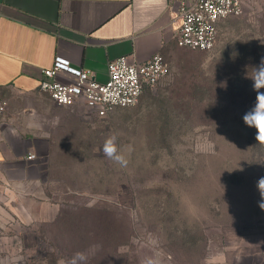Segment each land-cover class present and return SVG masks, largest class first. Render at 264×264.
Listing matches in <instances>:
<instances>
[{
	"label": "rangeland",
	"instance_id": "rangeland-1",
	"mask_svg": "<svg viewBox=\"0 0 264 264\" xmlns=\"http://www.w3.org/2000/svg\"><path fill=\"white\" fill-rule=\"evenodd\" d=\"M262 58L264 0H247L213 50L177 49L136 106L58 147L44 179L0 180V264H264V145L243 121ZM110 135L126 167L97 151Z\"/></svg>",
	"mask_w": 264,
	"mask_h": 264
},
{
	"label": "crops",
	"instance_id": "crops-1",
	"mask_svg": "<svg viewBox=\"0 0 264 264\" xmlns=\"http://www.w3.org/2000/svg\"><path fill=\"white\" fill-rule=\"evenodd\" d=\"M178 29L174 0H0V97L7 103L0 180L44 179L58 147L78 145L102 118L84 104L59 106L40 90L56 57L106 82L119 57L142 63L162 54L169 61L179 49ZM33 113L40 128L27 127Z\"/></svg>",
	"mask_w": 264,
	"mask_h": 264
},
{
	"label": "built area",
	"instance_id": "built-area-1",
	"mask_svg": "<svg viewBox=\"0 0 264 264\" xmlns=\"http://www.w3.org/2000/svg\"><path fill=\"white\" fill-rule=\"evenodd\" d=\"M247 0H174L179 29V48L211 51L219 38L221 24L244 12ZM170 72V63L162 54L145 62L128 56L112 60L106 82L97 81L85 69L73 67L56 57L50 68L43 70L40 90L59 106L86 105L98 117H107L118 108L136 106L144 92L158 85ZM7 103L0 97V119ZM29 155L28 159H34Z\"/></svg>",
	"mask_w": 264,
	"mask_h": 264
},
{
	"label": "clouds",
	"instance_id": "clouds-1",
	"mask_svg": "<svg viewBox=\"0 0 264 264\" xmlns=\"http://www.w3.org/2000/svg\"><path fill=\"white\" fill-rule=\"evenodd\" d=\"M161 2H163V0H161ZM251 79L253 81V90L257 93L256 103L253 109L243 116V121L247 126L254 127L256 129V140L259 144L264 145V92L260 91V89H264V58L261 59L260 64L255 68L254 75ZM27 127H41L38 120L35 118V113H33V117L29 119ZM97 151H102L105 157L122 167H126L128 164V160L118 149L116 135H110L106 138L102 149H97ZM256 187L261 197L258 205L261 210H264V177H260L258 179ZM86 260L87 255L85 253L77 252L67 261V264H84ZM61 264H64V262H61ZM143 264H153V261L147 260L144 261Z\"/></svg>",
	"mask_w": 264,
	"mask_h": 264
}]
</instances>
